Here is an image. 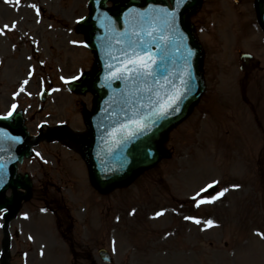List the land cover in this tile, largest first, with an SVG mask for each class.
Here are the masks:
<instances>
[{
    "label": "rangeland",
    "instance_id": "1",
    "mask_svg": "<svg viewBox=\"0 0 264 264\" xmlns=\"http://www.w3.org/2000/svg\"><path fill=\"white\" fill-rule=\"evenodd\" d=\"M233 1L203 0L188 15L203 50L205 91L167 133L169 158L107 194L94 189L83 159L62 144L42 143L39 156L24 161L19 173L28 175L32 191L9 223L8 264H106L99 248L111 264H264V239L256 235L264 233V33L255 0ZM87 4L0 0V114L19 100L30 133L38 121L85 130L82 116L93 98L73 95L61 77L97 70L73 22L87 15ZM35 9L48 14L36 16ZM33 41L50 60L43 67ZM240 52L259 63L248 75L239 70ZM49 83L55 93L39 111L36 94ZM212 183L217 193L207 196L202 190ZM221 191L199 207L192 199ZM2 227L0 213V262Z\"/></svg>",
    "mask_w": 264,
    "mask_h": 264
},
{
    "label": "water",
    "instance_id": "2",
    "mask_svg": "<svg viewBox=\"0 0 264 264\" xmlns=\"http://www.w3.org/2000/svg\"><path fill=\"white\" fill-rule=\"evenodd\" d=\"M105 1L91 0L89 16L82 22L85 38L94 51L99 71L71 85L74 90L90 91L94 95L93 110L85 116L88 133L82 140L81 151L92 183L103 193L115 185L130 182L141 170L167 156L159 147L163 134L186 116L203 91L201 49L185 17L186 12L198 8L200 0H183L179 6L176 0H169L171 10L164 0H126L114 9H106ZM256 8L264 29V0H257ZM159 9L175 11L176 16L171 28L158 23L155 40L146 45L157 60L153 76L139 85L124 78L113 79L123 67L121 61L127 60L124 49L131 32L141 27L142 22L137 14L157 17ZM161 34L169 37L167 43L159 38ZM144 39L149 38L145 36ZM139 50L143 51L144 47ZM182 80L186 83H182ZM174 93L180 95L177 105L169 109L167 116L157 118L154 110L167 104ZM137 117L144 125L143 129H138L132 122ZM16 120L15 125L0 120V148L8 147L2 156L5 157L7 153L17 156L13 155L8 166L3 167L0 163V210H7L6 222L30 191L26 179L22 183L20 177L15 175V162L17 158L21 160V155L16 152L23 145L18 144V140L22 141L26 136L18 117ZM8 187L14 190L22 187L27 193L23 196L15 193L11 199H7L3 194ZM8 243L5 225L2 264H7ZM99 253L104 261L110 262L105 251L100 250Z\"/></svg>",
    "mask_w": 264,
    "mask_h": 264
},
{
    "label": "snow or ice",
    "instance_id": "3",
    "mask_svg": "<svg viewBox=\"0 0 264 264\" xmlns=\"http://www.w3.org/2000/svg\"><path fill=\"white\" fill-rule=\"evenodd\" d=\"M6 2H9V0H6ZM16 2L19 3V0H16ZM181 3H183V0H176L177 6H179ZM158 11L159 15L157 17H147L143 14H137L139 20L142 22L141 27L139 30L134 29L131 32L129 39L127 40V47L124 49V56L127 57V60L126 62L123 60L121 61L123 67L119 70V75L114 76L113 79L124 78L139 85L140 83H146L148 78L153 76V69L157 64V60L152 56L151 51L147 49L146 45L155 40V34L159 31L158 23L171 28L174 24L176 16L175 11H169L168 9H159ZM79 22L80 21H77V23ZM145 36L149 39L145 40ZM159 38L165 43H167L169 39V37L164 34H161ZM141 47H144L143 51L139 50V48ZM76 79H79V77H76ZM181 82L186 83V81L183 80ZM24 83L27 84V81H25ZM20 91L23 92L24 89L21 88ZM179 99L180 95L178 93H174L172 97L168 99L167 104L160 106L158 109H155L154 112L157 118H163L167 116L169 109L177 105ZM15 109L16 105H12V109L8 112V116L0 117V119H7L8 117H11ZM132 122L138 129H143L144 125L140 123L139 117L134 119ZM212 187H214V185L210 184L208 185V188L203 189L202 192L207 191ZM201 194L202 193H197L192 197L194 201H197V207H199L201 204L213 203L215 200L223 197L225 193L224 191H221L214 198L209 200L198 199ZM162 214L163 213H158L157 215L159 216ZM185 219L190 218L185 217ZM193 222L197 224L201 223V221L199 220H193ZM206 223L208 227L214 226L211 220L207 221ZM256 235L260 236L261 239H264V233H256ZM29 239H31V237Z\"/></svg>",
    "mask_w": 264,
    "mask_h": 264
},
{
    "label": "flooded vegetation",
    "instance_id": "4",
    "mask_svg": "<svg viewBox=\"0 0 264 264\" xmlns=\"http://www.w3.org/2000/svg\"><path fill=\"white\" fill-rule=\"evenodd\" d=\"M42 130V129H41Z\"/></svg>",
    "mask_w": 264,
    "mask_h": 264
}]
</instances>
